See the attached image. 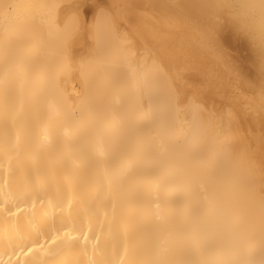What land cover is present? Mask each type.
<instances>
[{
	"label": "bare ground",
	"instance_id": "1",
	"mask_svg": "<svg viewBox=\"0 0 264 264\" xmlns=\"http://www.w3.org/2000/svg\"><path fill=\"white\" fill-rule=\"evenodd\" d=\"M0 264H264V0H0Z\"/></svg>",
	"mask_w": 264,
	"mask_h": 264
}]
</instances>
